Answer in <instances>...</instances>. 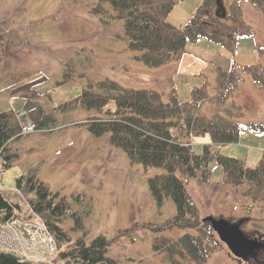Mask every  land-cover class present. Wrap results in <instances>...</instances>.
Returning a JSON list of instances; mask_svg holds the SVG:
<instances>
[{
  "label": "rangeland",
  "instance_id": "1",
  "mask_svg": "<svg viewBox=\"0 0 264 264\" xmlns=\"http://www.w3.org/2000/svg\"><path fill=\"white\" fill-rule=\"evenodd\" d=\"M19 1L0 0V17L11 13ZM64 1L61 6L62 0H26L25 9L14 17L15 34L27 37L31 43L8 47L7 71L0 79V111L14 110L23 122L32 123L39 116V98L32 93L34 90L43 95V100L49 99V104L57 105L78 95L90 80L105 77L118 80L126 88L157 89L164 100L174 89L178 90L180 100L187 101L194 87H204L207 96L202 104H197L199 113H222L242 124L238 141L221 143L218 149L245 159L249 166L264 158V130L246 125L252 120L264 123V85L244 68L264 65V14L254 2L239 0L241 16L253 33L241 36L234 52L200 37L187 43L186 54L177 66L168 68L163 64L148 65L135 56L139 51L128 47L124 19L115 16L110 1L101 0V6L107 10L103 14L108 18L93 9L99 0ZM231 1L225 0L227 5ZM200 2L179 1L167 21L185 26ZM102 17L108 22H103ZM37 19L38 23L26 25ZM220 67L228 71L234 68L240 75L239 84L224 99L218 97ZM86 115L87 111L80 107L61 112L52 129L34 128L12 141L11 148L19 152V157L8 169L0 163V189L27 210V196L16 192L15 180L32 166L38 168V175L55 192L68 197L74 191L91 195L93 209L86 202H74L75 208L84 210L87 232L82 229L73 233L84 235L88 241L100 233L112 237L120 229L160 221L173 214L172 199L166 197L163 205L158 206L148 185L150 176L166 169L132 161L122 148L109 141L108 133L91 134L79 123ZM193 147L196 152L202 151V145ZM210 168L208 180L178 173L198 206L199 216L242 221L240 228L245 235L264 242V204L241 194V185L224 182L220 163L213 160ZM185 231L198 232L188 227L155 231L138 225L128 233H119L106 254L120 260V264H171L165 250L154 248L155 237H178ZM213 236L219 241L204 262L197 263L186 254L180 256L179 264H264V245L254 255L239 256L215 230Z\"/></svg>",
  "mask_w": 264,
  "mask_h": 264
},
{
  "label": "trees",
  "instance_id": "2",
  "mask_svg": "<svg viewBox=\"0 0 264 264\" xmlns=\"http://www.w3.org/2000/svg\"><path fill=\"white\" fill-rule=\"evenodd\" d=\"M105 1V0H104ZM115 9V16L124 19L128 47L139 51L135 56L151 66L165 64L186 53L189 41L206 37L226 46L234 52L239 38L251 35L253 29L241 16L239 0H233L226 17L215 15L216 0H201L190 20L183 27L167 21V16L181 0H108ZM264 14V0H251ZM65 1L62 0L61 6ZM26 0H20L11 13L0 17V79L7 71L8 47L13 44L30 45L27 37L15 34L13 19L25 9ZM99 0L93 9L107 12ZM103 22H108L102 17ZM40 19L28 25L36 24ZM25 25V26H26ZM236 65V63H235ZM253 79L264 85V65H244ZM219 94L224 99L227 93L240 82L235 69L219 68ZM32 92V91H31ZM37 102L39 116L32 122L35 129L49 130L56 126L61 112L83 108L87 111L84 125L94 136L108 133L109 141L122 148L132 161L145 165L163 166L166 171L148 178L153 199L162 206L166 197L175 204V212L160 221L137 223L120 229L115 235L103 233L87 240L75 230L87 232L84 210L74 207V202H86L94 208L92 196L83 191H74L68 197L53 191L38 175L37 167H30L16 177V187L27 196V210L20 201L9 198L0 190V223L12 215L28 218L31 210L41 214L58 243V254L51 262L22 260L16 253L0 249V264H120L117 258L106 254L110 243L119 233H128L135 226H146L155 231L188 227L197 233L185 231L178 237L156 236L153 246L165 250L171 264L181 263L186 254L197 263L204 262L218 243L209 220L199 216L198 206L188 192L185 180L179 172L199 180H208L210 162L215 160L224 170L223 181L241 185L240 192L253 201L264 204V158L255 166L245 159L222 153L213 144L236 142L240 136L241 123L218 113L213 116L197 111L206 96L204 87H194L190 100L179 99L175 90L164 100L154 88H126L118 80L105 77L90 80L82 91L57 105L43 100L40 92H32ZM45 95H48L47 93ZM113 101V105L109 103ZM229 112V111H228ZM23 122L14 110L0 111V163L10 168L19 157L12 150L11 142L22 138ZM246 125L255 130H264L261 121H248ZM209 133L213 143H203L202 151L196 152L190 140L192 135Z\"/></svg>",
  "mask_w": 264,
  "mask_h": 264
},
{
  "label": "built area",
  "instance_id": "3",
  "mask_svg": "<svg viewBox=\"0 0 264 264\" xmlns=\"http://www.w3.org/2000/svg\"><path fill=\"white\" fill-rule=\"evenodd\" d=\"M33 125H24L25 131ZM2 188L5 184L2 183ZM0 246L16 253L22 260L51 262L58 254V243L45 219L37 212L29 219L11 217L0 224Z\"/></svg>",
  "mask_w": 264,
  "mask_h": 264
},
{
  "label": "water",
  "instance_id": "4",
  "mask_svg": "<svg viewBox=\"0 0 264 264\" xmlns=\"http://www.w3.org/2000/svg\"><path fill=\"white\" fill-rule=\"evenodd\" d=\"M214 12L218 17L227 16V6L224 0H216ZM202 220H209L211 222L220 239L224 241L230 250L236 255H254L257 250L264 245L263 241L249 237L242 232L240 228L242 221L230 222L223 217L215 218L213 216H206Z\"/></svg>",
  "mask_w": 264,
  "mask_h": 264
},
{
  "label": "crops",
  "instance_id": "5",
  "mask_svg": "<svg viewBox=\"0 0 264 264\" xmlns=\"http://www.w3.org/2000/svg\"><path fill=\"white\" fill-rule=\"evenodd\" d=\"M186 53H184L180 58H176V59H172L170 61H168L167 63L163 64L164 66H167L168 68H170L171 66H177L178 65V61L181 60L184 56H185ZM174 90V89H173ZM176 91V90H175ZM177 94H178V97L179 99H181L180 97V94L178 92V90L176 91ZM191 99V96H189V100ZM203 101L200 102V104H202ZM193 146L194 145H202L203 143H213L212 142V137L211 135L207 132L203 135H192L191 138H190ZM213 148H218V145L217 144H213L212 145Z\"/></svg>",
  "mask_w": 264,
  "mask_h": 264
}]
</instances>
